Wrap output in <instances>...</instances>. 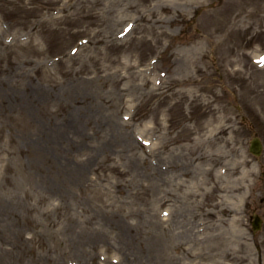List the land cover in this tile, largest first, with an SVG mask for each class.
Here are the masks:
<instances>
[{"label": "rangeland", "instance_id": "rangeland-1", "mask_svg": "<svg viewBox=\"0 0 264 264\" xmlns=\"http://www.w3.org/2000/svg\"><path fill=\"white\" fill-rule=\"evenodd\" d=\"M260 54L264 0H0V264H264Z\"/></svg>", "mask_w": 264, "mask_h": 264}, {"label": "bare ground", "instance_id": "bare-ground-1", "mask_svg": "<svg viewBox=\"0 0 264 264\" xmlns=\"http://www.w3.org/2000/svg\"><path fill=\"white\" fill-rule=\"evenodd\" d=\"M147 130H148V127H147ZM150 132V130L148 131V133ZM198 160H202L203 157H198L197 158ZM217 167H211L210 169H208V175L211 179V181L213 182V185L211 187V189L208 191L207 195L213 193V192H216V193H220V194H227V193H233L234 191H238L241 187H234V186H231V190H228L227 188L223 187V186H220L219 184V178H221V175L222 172L225 173L227 172V170H224V168H221L222 170H218V166L216 164ZM251 170L249 172H247L246 174H243L242 177L240 178V182H243L244 180H246L248 177L251 176ZM218 205H220V203H218ZM224 211V210H223ZM242 261V260H241Z\"/></svg>", "mask_w": 264, "mask_h": 264}, {"label": "water", "instance_id": "water-1", "mask_svg": "<svg viewBox=\"0 0 264 264\" xmlns=\"http://www.w3.org/2000/svg\"><path fill=\"white\" fill-rule=\"evenodd\" d=\"M254 152H255V153H259V152H260V149L258 148V149H256V150H254Z\"/></svg>", "mask_w": 264, "mask_h": 264}]
</instances>
